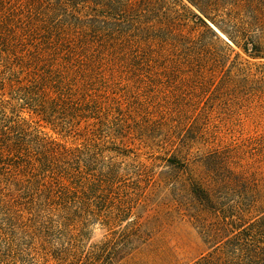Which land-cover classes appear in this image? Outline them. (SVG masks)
<instances>
[{
  "label": "trees",
  "instance_id": "16d2710c",
  "mask_svg": "<svg viewBox=\"0 0 264 264\" xmlns=\"http://www.w3.org/2000/svg\"><path fill=\"white\" fill-rule=\"evenodd\" d=\"M175 220L264 264V0H0V264H176Z\"/></svg>",
  "mask_w": 264,
  "mask_h": 264
},
{
  "label": "rangeland",
  "instance_id": "374dc122",
  "mask_svg": "<svg viewBox=\"0 0 264 264\" xmlns=\"http://www.w3.org/2000/svg\"><path fill=\"white\" fill-rule=\"evenodd\" d=\"M258 129L262 130V127ZM245 130L246 133L253 134L255 127L252 124L245 125ZM161 235L160 241L167 244L174 253L176 264H185L205 250L196 230L185 220H175L162 230ZM99 236L100 232L95 231V238Z\"/></svg>",
  "mask_w": 264,
  "mask_h": 264
}]
</instances>
